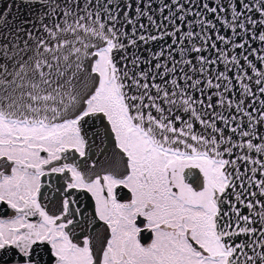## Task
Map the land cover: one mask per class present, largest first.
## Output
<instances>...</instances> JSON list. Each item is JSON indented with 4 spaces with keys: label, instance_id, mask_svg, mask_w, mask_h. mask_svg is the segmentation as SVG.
<instances>
[{
    "label": "snow or ice",
    "instance_id": "1",
    "mask_svg": "<svg viewBox=\"0 0 264 264\" xmlns=\"http://www.w3.org/2000/svg\"><path fill=\"white\" fill-rule=\"evenodd\" d=\"M0 264H264V0L0 6Z\"/></svg>",
    "mask_w": 264,
    "mask_h": 264
},
{
    "label": "water",
    "instance_id": "2",
    "mask_svg": "<svg viewBox=\"0 0 264 264\" xmlns=\"http://www.w3.org/2000/svg\"><path fill=\"white\" fill-rule=\"evenodd\" d=\"M10 2L11 0H2V2H0V6H6Z\"/></svg>",
    "mask_w": 264,
    "mask_h": 264
}]
</instances>
